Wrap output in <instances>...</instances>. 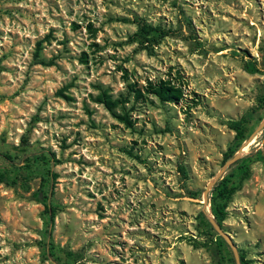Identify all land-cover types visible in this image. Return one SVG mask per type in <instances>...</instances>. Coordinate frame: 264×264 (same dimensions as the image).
<instances>
[{"label":"rangeland","instance_id":"374dc122","mask_svg":"<svg viewBox=\"0 0 264 264\" xmlns=\"http://www.w3.org/2000/svg\"><path fill=\"white\" fill-rule=\"evenodd\" d=\"M142 21L175 34L142 44ZM245 61L264 72V0H0V167L2 154L24 165L23 137L55 153L62 262L73 264L71 253L76 264H240L242 251L264 264V163L234 178L223 228L210 204L245 154L264 155L263 108L225 162L230 122L262 108L264 73ZM162 82L179 96L147 91ZM102 92L121 103L110 111ZM42 180L22 172L0 184V264H55L40 248Z\"/></svg>","mask_w":264,"mask_h":264},{"label":"trees","instance_id":"16d2710c","mask_svg":"<svg viewBox=\"0 0 264 264\" xmlns=\"http://www.w3.org/2000/svg\"><path fill=\"white\" fill-rule=\"evenodd\" d=\"M174 34L175 31L171 29H166L162 26H153L145 21H142L138 22V32L136 37L137 39H140L142 44L149 43L155 45L161 40ZM194 39H197V37ZM243 68L250 74L264 73L261 70L262 68H260L254 61H245ZM136 86V84H129V93H134L135 96L141 97V91L137 89ZM147 91L157 94L161 99L167 98L172 100L179 96V92L175 89L167 87L163 82L158 85L149 83ZM97 101L104 103L110 111H113L116 105L121 103L120 101H113L106 92H102V94L98 96ZM260 102L262 103L261 110L251 112L241 120L230 122L229 126L236 132V136L233 143L230 145L225 162L230 160L235 155L241 145L247 140L249 132L253 131V129L261 122L262 115L260 113L264 108V95ZM122 120L126 122L127 125H132L128 117L122 118ZM22 143L23 147L21 148V152L24 155L22 159V163H24L23 166L16 164V158L13 155L2 154V158L6 161L7 165L0 167V184H6L9 186L16 185L22 172L29 177L40 175L43 178L42 189L35 194L36 201L44 207V220L46 225L45 241L40 247L42 258L45 261H52L55 264H70L68 262H62L58 255V248L53 241L55 221L58 213V206L54 200L55 185L58 175L52 169V165L57 163L56 155L46 148L30 146L26 137H23ZM254 162L264 163V155L258 148H252L250 154H245L242 160L238 162L235 172L228 174L214 187L210 197L211 211L215 221L221 228H223V222L228 218V205L234 194L239 190V187L234 184V178L239 175L241 180L248 179L250 176V165ZM182 171L185 173L184 169H182ZM202 223L205 228H209L210 231L215 232L208 218L204 215ZM217 243L219 246V254L224 258L223 247L226 246V243L221 237H219ZM67 255L69 260L73 264H76L73 254L70 253ZM240 264H249L242 251H240Z\"/></svg>","mask_w":264,"mask_h":264},{"label":"water","instance_id":"95a60500","mask_svg":"<svg viewBox=\"0 0 264 264\" xmlns=\"http://www.w3.org/2000/svg\"><path fill=\"white\" fill-rule=\"evenodd\" d=\"M212 224L220 232V229H219L218 225L214 221H212ZM228 240H229V244L233 247V249H234V251L236 253V248L233 246V244H232V242H231V240L229 238H228Z\"/></svg>","mask_w":264,"mask_h":264}]
</instances>
